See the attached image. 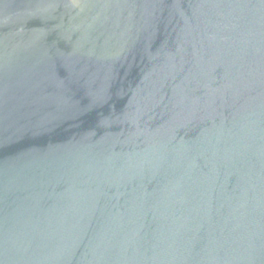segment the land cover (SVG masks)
<instances>
[{"label":"water","instance_id":"95a60500","mask_svg":"<svg viewBox=\"0 0 264 264\" xmlns=\"http://www.w3.org/2000/svg\"><path fill=\"white\" fill-rule=\"evenodd\" d=\"M0 264H264V0H0Z\"/></svg>","mask_w":264,"mask_h":264}]
</instances>
